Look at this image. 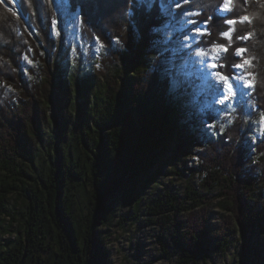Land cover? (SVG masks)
Returning a JSON list of instances; mask_svg holds the SVG:
<instances>
[{"label": "trees", "instance_id": "trees-1", "mask_svg": "<svg viewBox=\"0 0 264 264\" xmlns=\"http://www.w3.org/2000/svg\"><path fill=\"white\" fill-rule=\"evenodd\" d=\"M223 3L172 6L207 22L206 34L184 49L181 38L190 31L151 33L160 26L158 4L133 20L131 0H72L78 25L71 47L73 19L64 5L0 0V264H104L100 228L111 222L116 197L137 216L145 202L147 222L159 229L160 259L205 262L212 252L225 254L238 233L244 243L237 264H252L251 235L264 244V137L254 146L248 138L264 115V0H232L231 11L218 16ZM245 15L252 22L234 25L229 46L221 35L232 27L226 20ZM188 27L194 31L196 23ZM211 47H225L216 69L228 78L234 65L250 61L242 69L253 82L250 113L242 104L226 114L198 111L201 99L189 104L190 87L175 79V64L190 50ZM237 49L247 51L237 56ZM194 147L197 163L186 177L172 172L180 188L168 181L158 195L140 196L156 186L162 159L185 157ZM12 195L23 197L19 208L10 205ZM213 205L228 216L212 238ZM262 248L256 256L264 263Z\"/></svg>", "mask_w": 264, "mask_h": 264}, {"label": "rangeland", "instance_id": "rangeland-1", "mask_svg": "<svg viewBox=\"0 0 264 264\" xmlns=\"http://www.w3.org/2000/svg\"><path fill=\"white\" fill-rule=\"evenodd\" d=\"M55 2L60 7L63 6L62 0H55ZM223 4L218 8V10L223 6ZM69 24L68 43L71 47H73L77 37L78 18L75 17ZM200 31H203V28ZM194 34H198L197 30L189 32V36ZM192 42V40H185V38H181V43L179 46L185 49L188 48ZM214 49L216 50V53H218V58L225 52V47H211L205 52L211 56L214 54ZM95 51L96 53L98 52L96 49ZM196 51L197 50H190L186 58L176 62L175 66L177 68L173 73L175 79H177L180 84H182L184 81L189 85L190 90L185 92L189 104L198 106V100L201 99L203 101V106H198V111L201 109H211L218 114L229 113V111L242 104L246 107V111L250 113V105L247 101V96L253 86L252 80L247 75H245L243 70L233 67L235 72V75L233 76L237 77V82H239V77L243 76L247 81L252 83V86H242L241 91L244 93L243 96H240L237 93L233 97H230L228 100H226L224 104L215 102V100L220 98L216 97L214 100V98L209 95L207 88L204 86V82L199 78L198 68L200 67V58L196 57ZM70 52L73 56V49H71ZM83 53L85 55V51H83ZM218 58L212 62L216 64ZM193 61H195V63H193ZM95 65L96 67L100 66L99 62H97ZM216 68L211 69V71L220 73L221 75L227 77L222 72H219V70ZM181 78H183V80H181ZM220 83L222 85V82ZM48 115L54 123L58 120L57 110L54 106L49 108ZM261 116L253 120L252 132L248 134L249 142L253 146L260 139H262V137H264V127L261 126ZM201 128L207 130L208 124L206 122L202 123ZM208 133H210L209 130ZM197 149L198 148L194 147L189 155L176 160H172L171 157L170 159H162L159 162L162 173L158 177L156 186L150 184L147 188H144L140 196L147 197L146 194L151 192L152 197L154 195H158L166 187L168 181H173V186L175 188H180L183 181L182 179L177 178L176 175H173L172 172L177 171L183 173V177L185 178L187 175V168L194 166L197 163V156L195 154ZM168 156L171 155L168 154ZM183 169H185V172L182 171ZM22 199L23 197L21 195L18 197H16V195H12L9 203L10 205L16 204V208H19L22 204ZM144 203L145 202L142 200L141 205L139 206V211L142 212L141 215L137 216L134 214V208L132 204H129L128 202L123 204L117 197L111 202L113 207L111 222L100 228V231L103 235L102 249L105 253L104 264H176V256H173L169 260L158 258L161 254V248L156 238L157 234L159 233V229L154 224L147 222L150 216L144 211ZM210 209L211 218L209 222V230L213 238L219 228L223 227L220 223L228 216V214L220 211L214 205ZM16 227L17 222L14 221L11 229H16ZM163 234L168 240L170 231L165 230ZM1 237H11V235L5 234ZM232 239L234 243L231 247H229V250L225 254L212 252L209 260L205 262L200 261L198 264H237V259L241 257V252L243 251L244 241L241 239L238 233L235 234ZM249 245L251 250L254 251V256L251 260V263L264 264L263 260L261 259L263 258L262 254L259 256L260 258L256 256L259 254V250L263 249L262 247H264L263 239L260 238V236L253 234V236L251 235L250 237Z\"/></svg>", "mask_w": 264, "mask_h": 264}, {"label": "snow or ice", "instance_id": "snow-or-ice-1", "mask_svg": "<svg viewBox=\"0 0 264 264\" xmlns=\"http://www.w3.org/2000/svg\"><path fill=\"white\" fill-rule=\"evenodd\" d=\"M185 2H189V0H185ZM245 2H247V0H245ZM62 3L64 5L65 15L70 19H74L76 13L72 7V0H62ZM178 3L179 0H131L132 7L129 9L128 15L133 20H135L136 13L138 11L146 15H150L153 12L154 6L158 4V19L160 21V26H153L151 28L152 34H158L162 31L167 32L168 30H171L173 33L178 32L183 34L185 32L191 31V29L188 27L189 25L196 23V30L198 34L191 36L185 35L184 37L185 40L196 41L198 39V35L206 34L207 22L200 24L187 19V17L190 15H199V12L175 13L172 9V6L174 4L178 5ZM232 7V0H224L223 6L216 12V15L225 16L227 12L231 11ZM261 7H264V4H262ZM245 21L251 23L252 17L245 15L239 17L238 20H226V23L232 27H230L227 32L221 33V35L229 40V46L231 44V33L235 31L234 25L238 22L244 23ZM25 23H27V21H25ZM52 23L53 30L55 31L57 21L54 20ZM201 28H203L204 31H200ZM251 35L252 33H248L245 36L238 37V39L246 40L250 38ZM245 51L247 50L237 49L236 54L242 55ZM213 53V55L209 56L204 49H198L195 53L196 57L200 58V67L198 68L199 78L204 82V86L207 88L209 95H211L214 100L216 97H219L220 99L215 100V102L220 104H224L226 100H228L230 97H233L237 93L240 96H243L244 93L241 91L242 86L251 87L252 83L247 81L243 76L239 77V82H237V77L235 76L228 78L221 75L220 73L211 71V69L217 67V65L212 61L218 58V53H216L215 49L213 50ZM25 59H27V57H25ZM30 62L31 61H29V63ZM193 63H195V61H193ZM245 65L250 66V61L245 60L243 64L234 65V67L242 70ZM220 82H222V85ZM177 86L178 85L176 82H174L173 88L175 89ZM228 122L231 123V120ZM261 126L264 127V115L261 116Z\"/></svg>", "mask_w": 264, "mask_h": 264}, {"label": "water", "instance_id": "water-1", "mask_svg": "<svg viewBox=\"0 0 264 264\" xmlns=\"http://www.w3.org/2000/svg\"><path fill=\"white\" fill-rule=\"evenodd\" d=\"M135 27V26H134Z\"/></svg>", "mask_w": 264, "mask_h": 264}]
</instances>
